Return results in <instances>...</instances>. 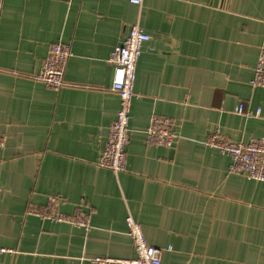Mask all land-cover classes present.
Returning a JSON list of instances; mask_svg holds the SVG:
<instances>
[{"label": "crops", "instance_id": "obj_1", "mask_svg": "<svg viewBox=\"0 0 264 264\" xmlns=\"http://www.w3.org/2000/svg\"><path fill=\"white\" fill-rule=\"evenodd\" d=\"M137 23L151 40L115 173L98 165L120 109L108 59ZM56 43L72 49L58 91L36 80ZM263 47L264 0H0V248L14 251L0 264L132 258L129 214L165 264H264V182L206 144L264 136ZM153 116L172 120V147L148 143ZM48 206L87 226L31 212Z\"/></svg>", "mask_w": 264, "mask_h": 264}, {"label": "built area", "instance_id": "obj_2", "mask_svg": "<svg viewBox=\"0 0 264 264\" xmlns=\"http://www.w3.org/2000/svg\"><path fill=\"white\" fill-rule=\"evenodd\" d=\"M141 7L143 0H130ZM151 40V36L143 31L139 24H134L123 43L117 45L111 52L108 62L114 68L112 90L120 97V109L111 125L107 143L98 159V165L110 169L115 173L125 170L128 160V146L130 142V118L133 99L135 97L136 69L142 53L144 43ZM72 56L71 46L56 43L49 50L36 80L53 90H60L67 85L65 70ZM254 87H264V47L261 49L251 83ZM235 112L246 118L260 117L262 110L258 108L252 113L244 105L236 108ZM148 143L172 147L177 139L173 122L168 117L153 116L146 131ZM209 147L218 150L231 159L229 172L247 177L248 179L264 182V136L253 138L248 143L232 142L222 134H212L207 143ZM5 146V138L0 134V148ZM56 200L49 205L54 206ZM34 209L31 212L41 218L53 221H72L87 226L84 215L70 219L61 212L53 211L52 207ZM128 236L134 250V257L129 259L96 258V262L103 264H165L162 260V250L148 243L141 224L129 214L126 218ZM13 250L0 248V256L13 253Z\"/></svg>", "mask_w": 264, "mask_h": 264}]
</instances>
